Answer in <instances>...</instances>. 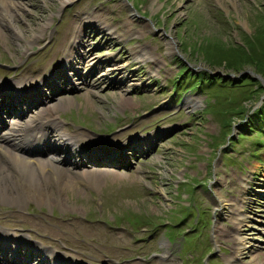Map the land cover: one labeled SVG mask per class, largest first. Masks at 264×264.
<instances>
[{
  "label": "rangeland",
  "instance_id": "374dc122",
  "mask_svg": "<svg viewBox=\"0 0 264 264\" xmlns=\"http://www.w3.org/2000/svg\"><path fill=\"white\" fill-rule=\"evenodd\" d=\"M20 2L31 9H26L30 17L24 16L28 25L42 27L49 22L44 38L35 35L34 41H40L27 50L26 40L12 32L6 40L0 37V61H4L0 63V79L19 83L22 89L37 84L45 71L60 66V56L70 47L81 19L99 15L102 24L118 27L120 34L125 32L116 38L88 28L84 37L91 44L88 51L92 49L93 57L104 61L102 66L96 65L98 73L93 77L115 61L128 64L125 72H131L130 77L136 73V79L124 87V95L119 94L120 89L111 88L109 80L92 87L72 84L67 90L65 78L54 77L53 85L41 86L51 95L41 108L55 104L45 116L53 113L60 126H68L81 141L95 146L116 145L120 140L131 143L132 148L125 155V165L109 166L113 169H106L112 170L108 173L100 170L97 180L74 173L73 186L61 189L52 185L51 197L25 194L23 206L0 201V226L19 229L30 240L50 247H64L63 254L70 255L72 262L81 257L95 264H184L182 254L193 256L185 260L189 264H203L202 258L205 264H237L229 260L234 255L248 264H263L264 143L253 148L258 140L255 136L261 135L256 132L260 123H256L255 112L264 104V86L253 90L256 86L250 82L260 79L253 78L258 69L246 62L249 58L235 64L248 71L244 76L233 69V60L224 58L230 57L231 50L245 49L249 39L264 27V0ZM30 30L29 37L37 28ZM168 38L175 42L173 51ZM134 47L143 48L150 57H134ZM132 62L134 65L129 64ZM70 69H66L67 74L80 83ZM203 72L207 80L199 82L193 74ZM229 72H233L236 84L228 83L217 90L220 82L214 78ZM117 75L123 77L118 73L111 77L116 79ZM260 82L264 84V77ZM55 87L59 89L52 96ZM87 88L94 92L90 95ZM20 105L16 103L17 109ZM252 118L257 127L248 131ZM229 119L233 126L224 128ZM242 131L251 134L240 140ZM139 136L153 138L151 146L148 142L138 146L135 139ZM120 157L124 159L123 154ZM240 196L244 197L240 201L247 202L240 203ZM241 208L245 211L242 221ZM130 212L147 219L127 220ZM178 219L181 226L190 229L182 250L179 243L170 242L178 233L185 235L186 231L176 225ZM167 221L171 223L167 230L173 233L164 231L166 237L162 232L165 225L159 223ZM238 232L247 240L246 247L235 245ZM165 253L168 255L164 257ZM196 256L199 258L192 261Z\"/></svg>",
  "mask_w": 264,
  "mask_h": 264
},
{
  "label": "bare ground",
  "instance_id": "6f19581e",
  "mask_svg": "<svg viewBox=\"0 0 264 264\" xmlns=\"http://www.w3.org/2000/svg\"><path fill=\"white\" fill-rule=\"evenodd\" d=\"M26 5L25 3L20 2V0H0V37L1 39L6 40V36L10 35V32H12V35L14 37L23 39L24 41L26 40L25 43L27 50L29 46H34V43L36 42L34 40H37L35 35H38V39H41V37L44 36L43 33L47 30V25L49 24V22L42 27H39L40 24H36L35 22H33V24H36L35 26L28 25L29 23L26 22L24 16H26V18L28 19V16L30 17V15L29 13H26V9H31L27 8L28 6ZM19 19L20 21H22L20 23L25 22V24L20 25L19 23H17ZM93 19L94 20L84 19L82 21L81 25L85 24V27L80 26L77 29V33L75 35L76 39H74L73 44L70 47H67V51L63 52V54L61 55L62 58L60 56L62 66L53 67V70H51L53 71V75L49 77V80L51 79L52 81V79L56 76L64 78L63 73L64 71H67L65 70L66 67H70L74 70V74L77 75V78L81 80L80 83L83 85L76 81V79L71 80V77L69 76L65 77L66 83L64 86H66V89H69L72 84H80V88L99 86L100 84L105 83L109 80V84L111 85L110 87L120 89L119 94L124 95L123 89L128 84L127 82H129L133 78L136 79L137 77L136 73L134 72L131 77V72L128 74L125 72V68L128 64L120 65L119 61H115V63L113 64L110 63L109 66L105 65L104 71L102 70V72L93 77L94 73H98L96 70H94V68H96V65L99 63L102 66L104 64V61L97 57H93V53H91L92 49L88 51V47L91 44L86 43L84 39L85 32L89 31L88 28H92L90 32L96 31L97 34L103 31L105 34L114 33V30H112L111 27L104 28L106 25L101 24L102 21L99 15H96ZM34 27L37 28V30L33 31L30 34L32 36L29 37L27 32L31 31L30 29L33 30ZM99 29L101 30V32ZM118 29L119 28L117 27V30ZM117 30L115 29V31ZM28 37L29 39L27 40ZM168 39L169 42L167 41V43L169 44V47L172 48L171 51H173L175 42L172 41L171 38ZM26 50L22 51L23 54L26 52ZM133 54L136 58H140L139 60H144L150 57L148 55V52H144L143 48L134 47ZM129 64L131 65L133 64V62ZM115 73H118L123 77L118 78L117 75L116 79L112 78L111 75ZM94 78L97 80L94 81ZM42 80L43 81L41 83L34 85V87L28 91H26V87L21 91L19 90V87H17V90H14V93L6 95L1 94L2 97L6 96V98L3 100H1L0 98V108L6 109V107H8L7 114L8 116L12 117L9 120H4L1 118L0 114V123L2 125V129L0 130V201L7 200L11 201L12 203L19 204V206H23V203L26 199V196H24L25 194H28L30 197H37L41 199H43L45 196L51 197V188H54L51 187L52 185L56 184L55 186H58L61 189H67L68 187L73 186L74 173L81 172V174H83L85 177L88 176V178L90 179L94 177V179L97 180L98 175H101L100 170L104 169L103 173H108L112 171L106 170L112 169L110 167H106L108 166V164H118V161L114 159H107L106 161H104L97 158L96 156H92L91 159H88V162L90 164H87V166L89 165V167L83 168L84 170H81V168L77 167V160H74L73 158L70 159V157H68V154L71 156H74L75 153L78 154V152L73 149L78 145L79 142L76 135L70 137V133L61 128L60 121L57 120L56 116H54L53 113L49 115V117L46 116L47 118H43V116L47 112V109L49 110L56 107L55 104H51V108H41V106L49 100V98H47L49 95H46V97L40 95H31L30 104L27 108L21 110L15 108L14 104L11 101H17V103L20 104L21 99L18 98V96H26L29 95L30 91L35 92L40 90L41 86L46 84V80L44 79V77ZM0 82V91L9 92V89L5 88L6 82ZM16 85H19V83H17ZM16 85H12V88ZM87 89L89 94L90 92H94L92 88ZM56 90H58V88H54L52 90V96H55ZM8 100L9 102H7ZM197 101L198 100H196V102ZM57 107L59 108V106ZM35 131H37L40 135L39 138H36V142L55 141L54 149H51L48 154L41 155L31 151L32 148L29 146L31 143H28V140L31 138ZM64 144L72 145L71 150L65 152V149H63ZM97 183L98 182H93V184ZM30 185L34 187L30 189ZM221 201L223 202L222 204L226 203L223 201V199ZM245 202H247V200H245ZM239 213L240 221H242L245 217V212H242L240 209ZM235 214H238V212ZM0 229L4 230L2 228ZM235 241L237 244H239V247H246L248 245L247 240H244V237L241 235H239V237L236 236ZM31 247L34 249V252L36 250L40 253L36 259L27 261L28 264H49L51 263L50 261H52L53 264H63L57 261H63L65 256L53 257L47 250L39 249L38 244L36 243H31ZM258 252L260 251H257V253ZM231 258L235 260L237 264H248L242 262L241 256L234 255ZM260 263L261 262H257L256 264ZM0 264L18 263L14 259H9L1 260Z\"/></svg>",
  "mask_w": 264,
  "mask_h": 264
},
{
  "label": "trees",
  "instance_id": "16d2710c",
  "mask_svg": "<svg viewBox=\"0 0 264 264\" xmlns=\"http://www.w3.org/2000/svg\"><path fill=\"white\" fill-rule=\"evenodd\" d=\"M245 47V49L240 48L237 51L231 50L229 52L231 54L230 57H225L224 59H229L230 61L233 60L231 66L236 70H242L243 68H240L235 64H237V62L244 61L245 57H247L249 59L246 62H250L256 65V69H258V71L264 75V27L258 30L254 38L249 39V44H247V46Z\"/></svg>",
  "mask_w": 264,
  "mask_h": 264
}]
</instances>
